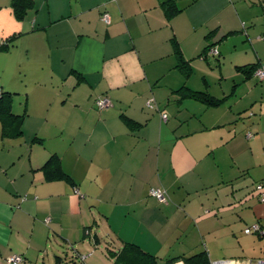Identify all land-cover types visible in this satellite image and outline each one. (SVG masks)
<instances>
[{"label": "crops", "instance_id": "obj_1", "mask_svg": "<svg viewBox=\"0 0 264 264\" xmlns=\"http://www.w3.org/2000/svg\"><path fill=\"white\" fill-rule=\"evenodd\" d=\"M176 2L168 18L161 0H33L19 19L0 0V89L22 131L4 138L0 118V264H113L124 242L164 260L191 225L264 228V81L241 68L264 62V0ZM52 156L71 181L46 180Z\"/></svg>", "mask_w": 264, "mask_h": 264}, {"label": "trees", "instance_id": "obj_2", "mask_svg": "<svg viewBox=\"0 0 264 264\" xmlns=\"http://www.w3.org/2000/svg\"><path fill=\"white\" fill-rule=\"evenodd\" d=\"M11 1L15 13L19 19H23L27 10L34 7L33 0ZM161 6L164 8L168 18H171L182 11V8L179 7L176 0H161ZM176 46L177 53L179 54V56H181L180 48L177 44ZM211 48L212 46H208L205 49V54H203V56L207 57L208 52ZM187 65V62H183L179 65V67L184 70L185 74H187L189 70ZM258 66H252L248 68L245 66L241 68L244 69L246 73L254 74ZM2 93L3 96L0 98V118L3 123V137L17 138L22 135L21 122H17L16 115L11 110L10 102L8 100L11 97V94L4 91H2ZM186 96L197 99L212 106L219 105L220 102V100L211 98L206 92L189 91ZM43 170L47 181L62 179L71 181L70 175L65 172L61 165L60 158L57 156H52L44 165ZM89 229H91V227H86L85 232L89 233ZM107 251L108 256L113 260V264H178L182 262L184 264H211L208 252L206 250H203L189 257L187 256V254H179V256L177 254H172L170 257L165 258L164 260L159 258L157 255H154L145 250L141 246L131 242H124V244L118 249H114L109 245L107 246ZM17 256H21L23 258V261L21 263L23 264L25 262V257L23 255ZM56 259L63 260V258L59 256H57ZM80 261L82 262L81 259ZM80 261L76 257H73L72 259L73 264H80Z\"/></svg>", "mask_w": 264, "mask_h": 264}, {"label": "rangeland", "instance_id": "obj_3", "mask_svg": "<svg viewBox=\"0 0 264 264\" xmlns=\"http://www.w3.org/2000/svg\"><path fill=\"white\" fill-rule=\"evenodd\" d=\"M209 60L211 67L219 70L220 65H218V61L215 58H210ZM15 111L18 113L23 111L19 97L16 98ZM194 230L195 227L191 225L188 232V234H190L189 240L186 242V247L188 249L186 254L188 257L206 250L211 262L224 260L243 261L264 258V250L262 246L264 245V239H260L256 234L248 236L242 230L237 231L238 235L236 236L219 235L218 237H212L204 235V237H199L198 235H195ZM48 253L49 258H47V256L45 257L46 264H49L56 254L64 256L63 250L60 252L49 250ZM43 261L44 259L40 260L38 264H43Z\"/></svg>", "mask_w": 264, "mask_h": 264}, {"label": "built area", "instance_id": "obj_4", "mask_svg": "<svg viewBox=\"0 0 264 264\" xmlns=\"http://www.w3.org/2000/svg\"><path fill=\"white\" fill-rule=\"evenodd\" d=\"M102 20L109 24L110 23V17L108 14H104L102 17ZM209 55L211 56H217L219 54L218 50L215 48H211L209 50ZM254 75L261 81H264V62L261 63L257 69L254 72ZM3 96L2 91L0 90V98ZM110 105V101L108 99H99L97 101V106L99 109L106 108ZM149 106L152 107L151 102L149 103ZM163 120H167L168 116L167 114L162 115ZM251 136V134L249 135ZM77 193L79 191H76ZM256 192L258 193L260 200L264 201V185L263 184H258L256 186ZM150 193L152 196L156 197L160 201L165 200V194L162 190L160 189H151ZM245 234L251 235V234H264V228L260 224L253 225L249 228L245 229ZM23 261V258L21 256H11L7 259L6 263L7 264H21ZM211 264H264V258L260 259H250V260H243V261H235V260H224V261H219V262H211Z\"/></svg>", "mask_w": 264, "mask_h": 264}]
</instances>
